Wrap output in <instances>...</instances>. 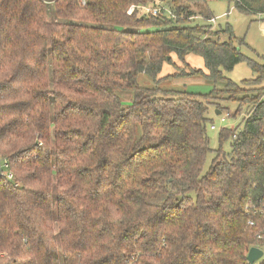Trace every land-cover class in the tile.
<instances>
[{
	"label": "trees",
	"instance_id": "16d2710c",
	"mask_svg": "<svg viewBox=\"0 0 264 264\" xmlns=\"http://www.w3.org/2000/svg\"><path fill=\"white\" fill-rule=\"evenodd\" d=\"M227 1L264 16V0ZM165 2L170 16L142 14ZM213 18L205 0H0V174L13 175L0 176V264H247L264 248L247 212L264 186V89L244 90L264 65L231 27L213 39ZM243 62L256 78L240 86L224 73ZM190 77L225 86L161 87ZM220 94L253 109L203 174Z\"/></svg>",
	"mask_w": 264,
	"mask_h": 264
},
{
	"label": "rangeland",
	"instance_id": "374dc122",
	"mask_svg": "<svg viewBox=\"0 0 264 264\" xmlns=\"http://www.w3.org/2000/svg\"><path fill=\"white\" fill-rule=\"evenodd\" d=\"M208 3L210 11L213 16L217 19V26L212 27V31L221 32L220 30L231 27L234 35V43L241 52L251 60L264 65V16L259 15H246L237 11L234 6L229 5L227 0H205ZM147 8H153L147 6ZM162 8L166 11L167 15L170 16L172 13L171 7L168 3L158 4L155 8L159 10ZM202 17L197 16L193 18V24L201 25L203 20ZM220 27V28H219ZM230 35L218 33L217 36H213V39L223 43L230 40ZM243 42V43H240ZM187 62L198 69H204V60L200 56L189 55ZM175 64L180 65L181 63L176 59ZM174 66L165 65L162 71L161 77L168 74H172ZM224 75L231 81L241 86L243 81H249L256 78L252 70L249 68L247 62L240 63L232 72H225ZM139 83L143 87H153L154 83L151 79L145 75L139 78ZM225 86L224 82L213 84L210 81L202 77H190L175 79L171 82H164L161 84L163 89L175 90L178 92H185L190 94L205 95L216 89H223ZM264 89V80L258 85H252V87H245L246 95L257 94L253 90ZM253 91V92H251ZM130 96V95H129ZM243 94H239L237 99H240ZM125 97V95L123 96ZM264 100V94H263ZM124 103L129 105L131 102L125 100ZM208 122L206 124L207 135L210 140L211 152L208 155L203 174H206L217 155V151L222 150L226 154H230L232 151L231 142L232 140H226L222 145L220 144L219 136L223 129H238L241 130L244 127L245 119L247 115L252 111L253 107L249 104L241 106L239 102L231 101L228 99V95L220 94L217 98L211 99L208 102ZM217 111L223 112L217 114ZM238 111H241L239 114ZM229 114V117H227ZM236 115V116H235ZM212 125L215 129H212ZM264 261V256L257 263L260 264Z\"/></svg>",
	"mask_w": 264,
	"mask_h": 264
},
{
	"label": "built area",
	"instance_id": "2783aa9c",
	"mask_svg": "<svg viewBox=\"0 0 264 264\" xmlns=\"http://www.w3.org/2000/svg\"><path fill=\"white\" fill-rule=\"evenodd\" d=\"M135 10H136L135 6L131 7L128 11V14L129 15L133 14L135 12ZM162 10H163L162 8H159V10H157V9H155V7L154 8H147L146 7V8H143L142 14L158 15ZM209 23L211 24L212 27H215L218 25L216 18L211 19L209 21ZM212 129H215L214 125H212ZM4 166H6L8 168L7 164H4ZM0 176H6L9 179H13V175L10 172L1 173ZM247 212L249 215V220H248L249 227L256 228V227L260 226V229H259L260 231L258 233V239H264V186L262 187V192H261L259 198L257 199V201L254 203H250L248 205ZM256 248H259L264 252V248H262V247H256ZM258 261H256L254 264H258L257 263ZM263 262H261L260 264H262ZM247 264H249V263L247 262Z\"/></svg>",
	"mask_w": 264,
	"mask_h": 264
},
{
	"label": "water",
	"instance_id": "95a60500",
	"mask_svg": "<svg viewBox=\"0 0 264 264\" xmlns=\"http://www.w3.org/2000/svg\"><path fill=\"white\" fill-rule=\"evenodd\" d=\"M217 114H221L220 111H217ZM264 255V252L256 247H253L249 250L247 255V262L249 264H254L256 261L260 260Z\"/></svg>",
	"mask_w": 264,
	"mask_h": 264
}]
</instances>
